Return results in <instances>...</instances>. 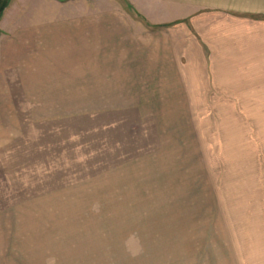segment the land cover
Masks as SVG:
<instances>
[{"label": "rangeland", "instance_id": "1", "mask_svg": "<svg viewBox=\"0 0 264 264\" xmlns=\"http://www.w3.org/2000/svg\"><path fill=\"white\" fill-rule=\"evenodd\" d=\"M227 2L194 29L179 0H10L0 29L52 70L0 82V264H264V0ZM139 16L179 20L142 31L169 56L210 37L252 69H210L203 46L190 71L126 82L114 30L134 40Z\"/></svg>", "mask_w": 264, "mask_h": 264}, {"label": "crops", "instance_id": "2", "mask_svg": "<svg viewBox=\"0 0 264 264\" xmlns=\"http://www.w3.org/2000/svg\"><path fill=\"white\" fill-rule=\"evenodd\" d=\"M130 2V5L132 6H139L138 0H127ZM182 1V5L189 8V11L187 12V15L185 18H189L191 21V26L193 28H197L195 26L196 22V16L206 14L207 10L211 11L212 13L221 12V10L228 9L230 6V2H227L229 0H179ZM202 10H205V12L200 14ZM199 13V14H198ZM145 23V26H136L140 29V32H135L134 40L129 30V26L123 31L122 25L115 27L118 31V39H120V42L118 41L120 47H124L123 40L125 41L127 46L133 45L132 48L133 51L131 52L134 55V58H132L129 61L133 60L134 63V70L135 75L131 76L127 73L125 76V79H123L126 82H154L155 79L158 78V71H187L192 69V62L195 61L196 57L198 56V61L206 60L203 58L205 56V52L203 50V46L207 47L206 49L210 51L209 53L214 56L211 57V64H214L216 66L210 67V69L214 70H220L223 67L230 70H249L252 69L251 66L246 67H235V66H223L218 64L221 62H218L217 55L224 54L221 50H217L218 45L212 44L209 38L201 37V44L198 46L196 43V49L198 51L191 52V46H190V38L189 36H186L182 38V47L179 46V48H182V51L178 52L182 57H184L185 60H187L186 63H183L182 57L179 56L178 59L174 56H169L170 52L168 48L159 47V44L154 43L152 41L149 42L148 38L149 35H145L142 31L148 32L149 30L153 31L152 28L154 26L164 25L166 22H174L177 20H166L162 22H156L151 19H149L147 16H139ZM195 17V18H194ZM184 18V19H185ZM185 19V20H186ZM128 22L131 23L132 20L128 19ZM179 21V20H178ZM163 23V24H161ZM150 31V34H153ZM11 36L9 31H6V29H0V82H47L48 79V71L52 70L50 67H48V58H47V50L46 48L37 50V52H34V49L31 47H27L22 45L23 40L26 39V34L21 33H12ZM148 34V33H147ZM157 38V37H156ZM134 42H133V41ZM164 44H166L164 42ZM163 44V45H164ZM154 45V46H153ZM245 45V44H244ZM241 45V46H244ZM226 46V45H225ZM240 46V45H239ZM88 49L86 51V54L91 55L93 51L90 50V46H87ZM246 47V46H244ZM220 48V47H219ZM245 49V48H243ZM126 54V50L124 51ZM120 53V54H121ZM33 54V55H32ZM130 54V53H129ZM173 54V53H172ZM253 54L255 52L253 51ZM160 55H163V57L160 58ZM241 55H250L247 51L241 52ZM248 58V56H247ZM247 58L241 62H246ZM120 58L117 60L118 63L116 64H110L108 67V70H117L118 72H124V71H130L133 67L130 65L129 67H124V65L120 62ZM128 61V60H127ZM230 61H232L230 59ZM252 61V59H251ZM253 62H255V58H253ZM196 63V62H194ZM232 63V62H231ZM233 64V63H232ZM238 64V63H237ZM220 65V66H217ZM196 69V67H193ZM200 68V67H199ZM206 68V67H205ZM204 68V69H205ZM256 67H254L255 69ZM89 69L93 70V64L90 62V64L87 63L86 70L89 72ZM74 70H79L78 68ZM84 78V75H82ZM87 78L89 77V73L85 75ZM75 78H78V75H75ZM90 78H94V75L90 76ZM120 76H118V79ZM122 80V81H123ZM174 82V81H173Z\"/></svg>", "mask_w": 264, "mask_h": 264}, {"label": "water", "instance_id": "3", "mask_svg": "<svg viewBox=\"0 0 264 264\" xmlns=\"http://www.w3.org/2000/svg\"><path fill=\"white\" fill-rule=\"evenodd\" d=\"M9 4L10 0H0V17L3 15Z\"/></svg>", "mask_w": 264, "mask_h": 264}, {"label": "trees", "instance_id": "4", "mask_svg": "<svg viewBox=\"0 0 264 264\" xmlns=\"http://www.w3.org/2000/svg\"><path fill=\"white\" fill-rule=\"evenodd\" d=\"M1 18V17H0ZM168 26H171V25H160V26H156V28H165V27H168Z\"/></svg>", "mask_w": 264, "mask_h": 264}]
</instances>
